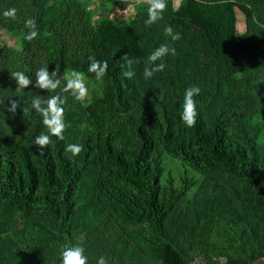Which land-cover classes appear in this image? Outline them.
<instances>
[{
	"label": "rangeland",
	"instance_id": "rangeland-1",
	"mask_svg": "<svg viewBox=\"0 0 264 264\" xmlns=\"http://www.w3.org/2000/svg\"><path fill=\"white\" fill-rule=\"evenodd\" d=\"M240 113L263 170L264 0H0V150L58 131L71 160H88L69 226L0 197V264H161L165 243L183 264H264V205L245 177L183 154L197 156L187 132L226 119L230 133ZM167 125L150 154L169 207L157 230L102 142Z\"/></svg>",
	"mask_w": 264,
	"mask_h": 264
},
{
	"label": "trees",
	"instance_id": "trees-1",
	"mask_svg": "<svg viewBox=\"0 0 264 264\" xmlns=\"http://www.w3.org/2000/svg\"><path fill=\"white\" fill-rule=\"evenodd\" d=\"M141 13L137 26L144 31V39L151 41V57L156 58L159 49L151 25L155 16L148 18ZM105 68L109 71L108 67ZM226 119L194 132H187L190 143L195 147L188 154L207 168L243 175L256 200L264 205V169H260V155L256 135L252 132L246 116L237 114L234 123L227 130ZM138 142L127 147H115L106 139L102 142L104 162L115 174L123 177L131 189L143 195L144 206L139 217L149 220L160 230L162 220L169 207L157 202L161 167L150 159L154 143L167 144L175 134L173 126H166L164 133L157 134L137 126ZM5 152L0 150V197L13 200L23 208L40 207L54 219L70 225L74 212V194L88 160L86 153L80 162L71 160L64 147L62 135L52 132L43 140L38 132L31 133L24 142L8 139ZM192 148L191 151L194 150ZM161 264H183L181 255L165 243L161 250Z\"/></svg>",
	"mask_w": 264,
	"mask_h": 264
}]
</instances>
